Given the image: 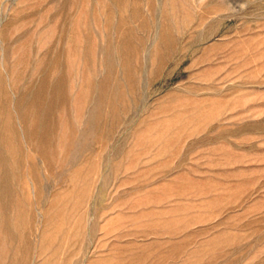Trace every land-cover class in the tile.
Masks as SVG:
<instances>
[{
  "label": "rangeland",
  "instance_id": "rangeland-1",
  "mask_svg": "<svg viewBox=\"0 0 264 264\" xmlns=\"http://www.w3.org/2000/svg\"><path fill=\"white\" fill-rule=\"evenodd\" d=\"M0 264H264V0H0Z\"/></svg>",
  "mask_w": 264,
  "mask_h": 264
}]
</instances>
